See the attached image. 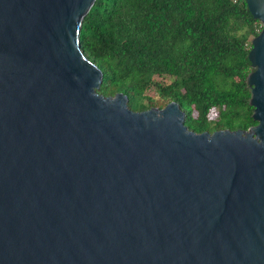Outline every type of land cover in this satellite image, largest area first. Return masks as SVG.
<instances>
[{
	"label": "water",
	"instance_id": "water-1",
	"mask_svg": "<svg viewBox=\"0 0 264 264\" xmlns=\"http://www.w3.org/2000/svg\"><path fill=\"white\" fill-rule=\"evenodd\" d=\"M93 2L0 0V264H264V0H244L256 123L210 133L96 92Z\"/></svg>",
	"mask_w": 264,
	"mask_h": 264
},
{
	"label": "trees",
	"instance_id": "trees-1",
	"mask_svg": "<svg viewBox=\"0 0 264 264\" xmlns=\"http://www.w3.org/2000/svg\"><path fill=\"white\" fill-rule=\"evenodd\" d=\"M259 30L244 0H94L78 42L101 72L97 93L120 92L134 111L175 101L188 130L210 133L256 123L246 75Z\"/></svg>",
	"mask_w": 264,
	"mask_h": 264
},
{
	"label": "rangeland",
	"instance_id": "rangeland-1",
	"mask_svg": "<svg viewBox=\"0 0 264 264\" xmlns=\"http://www.w3.org/2000/svg\"><path fill=\"white\" fill-rule=\"evenodd\" d=\"M160 78H161V77L155 76V79H157V80H159ZM161 80H162V81H165V82L168 81L167 78H161ZM147 94L150 95L151 97H154V98L157 100L156 102H160V100H158V99L156 98L157 96L153 93L152 90H148V91H147ZM153 106L156 107L157 105H153ZM157 107H158V106H157ZM215 114H216V112H215L214 109L210 110V112H209V118L214 117Z\"/></svg>",
	"mask_w": 264,
	"mask_h": 264
}]
</instances>
